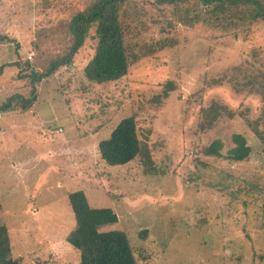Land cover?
<instances>
[{"label":"rangeland","instance_id":"rangeland-1","mask_svg":"<svg viewBox=\"0 0 264 264\" xmlns=\"http://www.w3.org/2000/svg\"><path fill=\"white\" fill-rule=\"evenodd\" d=\"M132 1L141 41L176 45L120 81L95 84L83 72L96 48L92 31L71 65L35 84L33 101L31 70L41 74L68 54L70 23L92 0H0V105L15 95L31 101L0 113V225L13 258L79 264L66 236L75 226L69 195L82 191L90 206L118 215L105 229L127 234L138 264H264V144L240 117L200 129L214 101L259 116L261 97L236 92L233 79L264 66V22L236 38L181 25L154 0ZM129 117L151 157L148 171L142 157L108 166L98 152ZM237 133L252 148L239 163L227 159ZM215 140L223 157L203 153Z\"/></svg>","mask_w":264,"mask_h":264},{"label":"trees","instance_id":"trees-1","mask_svg":"<svg viewBox=\"0 0 264 264\" xmlns=\"http://www.w3.org/2000/svg\"><path fill=\"white\" fill-rule=\"evenodd\" d=\"M154 3L159 7H169L181 25H204L211 30L233 33L236 38L241 35L248 37L255 25L264 22V0H154ZM132 4V0H92L79 12L70 23L74 44L68 54L50 62L47 70L41 74L31 70L32 100L36 99L35 84L51 77L60 68L71 65L92 31L97 41L96 48L83 72L85 78L95 84L120 81L132 65L176 45V41L170 38L158 39L150 45L141 41L137 35L141 21L132 14ZM16 65L22 66L20 63ZM25 66L28 69L31 65L25 63ZM4 69V65L0 67V75ZM20 77L27 78L25 74ZM233 85L238 93L261 97L263 106L259 116L251 120L248 109L246 112L232 110L214 101L203 112L201 131L211 130L220 120L240 117L264 144V66L256 74H246L243 81L233 79ZM17 99L31 104L29 99L15 95L0 105V113L12 110ZM232 141L234 147L227 159L236 163L246 161L252 153L246 137L237 133L233 135ZM222 150L223 143L215 140L205 147L203 153L223 157ZM98 152L108 166L126 165L142 157L146 170L153 168V164H149L150 155L144 151L134 117L121 120L111 135L99 143ZM69 201L75 216V226L66 236V242L79 253V264H138L127 234L119 229H105L119 220L113 210L90 206L82 191L71 193ZM0 264H19L13 258L11 238L5 225H0Z\"/></svg>","mask_w":264,"mask_h":264},{"label":"built area","instance_id":"built-area-1","mask_svg":"<svg viewBox=\"0 0 264 264\" xmlns=\"http://www.w3.org/2000/svg\"><path fill=\"white\" fill-rule=\"evenodd\" d=\"M29 59H31V57H29ZM59 131H60V132H62V130H61V129H59Z\"/></svg>","mask_w":264,"mask_h":264}]
</instances>
